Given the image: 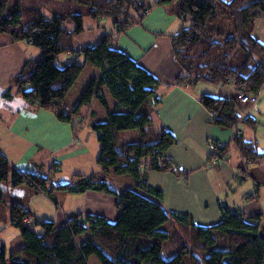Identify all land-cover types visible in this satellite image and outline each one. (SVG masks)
I'll return each instance as SVG.
<instances>
[{
  "label": "trees",
  "instance_id": "trees-1",
  "mask_svg": "<svg viewBox=\"0 0 264 264\" xmlns=\"http://www.w3.org/2000/svg\"><path fill=\"white\" fill-rule=\"evenodd\" d=\"M57 1L63 2L64 9L46 16L41 8L53 0H38L37 6L28 9L21 0H0V35L5 34L12 41L25 40L40 50L38 57L27 61L22 71L12 77L11 87L30 108L49 110L56 121L72 127L82 120L80 108L89 105L92 98L103 105L105 120L90 126L99 143L95 163L100 172L74 175L70 182L55 188L70 194L97 191L115 197L117 220L111 224L97 215L76 213L62 223H35L42 229L38 235L31 224L23 223L29 215L23 203L11 202L8 222L19 231L23 246L7 259L0 242V264H87L91 256L99 264H264L259 217L247 219L242 213L222 209L219 223L208 228L195 227L186 214L167 213L160 205L161 192L146 184L150 171H173L163 156L175 138L169 131L151 128L150 112L158 103L155 92L159 83L126 52L118 50L114 38L140 23L154 5L166 6L186 23L169 37L174 59L184 72L177 82L230 84L238 94L257 96L264 84V45L253 38L251 31L254 21L264 18V0ZM84 17L107 19L115 32L102 35L93 45L71 51L73 37L83 30ZM66 22L74 25L72 30L65 26ZM69 51L73 59L58 65V56ZM79 57L97 74L69 114H65V96L84 67L76 62ZM104 90L114 99L113 111L106 105ZM2 98L11 99L10 88ZM198 103L212 116L214 125L224 128L240 120L237 97L222 99L202 94ZM244 123L254 126L248 117ZM126 130L136 131L137 137L121 141L120 133ZM233 141L247 164L264 163V152H259L254 142L244 141L238 133ZM211 148L214 157L227 160L224 146L215 142ZM108 175H128L134 186L116 189L107 180ZM8 178L12 187L29 184L56 202L53 189L46 185L47 177L11 167L0 153V200L1 187ZM170 218L185 224L191 232L183 235L162 230L160 226Z\"/></svg>",
  "mask_w": 264,
  "mask_h": 264
},
{
  "label": "crops",
  "instance_id": "crops-1",
  "mask_svg": "<svg viewBox=\"0 0 264 264\" xmlns=\"http://www.w3.org/2000/svg\"><path fill=\"white\" fill-rule=\"evenodd\" d=\"M100 25L107 33H100L98 40L104 34L115 32L111 22L104 24L105 26L99 22L97 27ZM185 25L172 9L154 5L140 23L114 35L116 48L126 52L159 83L155 92L158 103L150 112L151 128L155 131H169L175 138L174 144L163 156V160L173 171H150L146 175V184L161 192L160 205L167 213L186 214L188 222L195 227L208 228L219 223L224 209L227 212L242 213L247 219L259 217V235L264 239V163L247 164L233 141L238 133L244 141L254 142L259 152H264V84L259 89L255 106L237 101L239 106L236 113L240 120L236 124L224 128L214 125L212 116L198 103L203 93L210 92L205 89L199 91H203L202 93H195L193 89L199 83L186 85L177 82L184 76V72L174 59L169 37ZM73 27L74 25L68 29L72 30ZM251 35L264 45V18L254 21ZM76 39L75 36L72 39L71 51L89 45H83ZM31 47L34 46L30 42L12 41L11 38L0 43V153L8 159L11 167L20 171L36 174L54 168L55 172H59L66 163L69 166L68 176H72L70 181L74 175L98 174L100 168L95 160L99 154V143L96 132L90 128L92 122H99L95 119V110H91L89 116L86 114L85 118L78 121L79 124L72 127L56 121L49 110L30 108L21 97V102H13L12 77L22 71L27 61L33 60L30 55L38 56L35 52L31 53ZM66 55L73 59L70 51ZM94 70L97 74V70ZM225 85L232 89L227 91L228 96L224 98L236 99L237 91L230 84ZM8 88L11 90V99L4 100L2 94ZM90 105L91 102L88 106ZM247 117L254 122V126L244 123ZM127 131L120 133L123 142L137 137L134 130ZM230 137L238 154L234 158H240H236L234 163L227 162L228 144L223 145L227 160L214 157L211 148L215 142L228 143ZM239 172L246 175L247 179L239 180L236 177ZM41 175L43 176L42 173ZM111 176L108 175L107 180L116 188ZM7 183H10V179ZM46 185H49V181ZM133 186L131 180L124 189ZM70 195L61 196L70 202L64 206L66 214L63 219L76 213H87L103 217L111 224L117 220L115 197L97 191ZM251 195L255 197L250 198ZM53 197L56 202L51 201L58 205V199L54 195ZM23 206L28 211L24 203ZM62 220L58 223H62ZM26 222L31 224L28 220ZM160 228L170 234L174 231L183 235L191 232L188 226L171 218ZM170 253L171 250L168 255ZM89 260L90 257L87 264H90Z\"/></svg>",
  "mask_w": 264,
  "mask_h": 264
},
{
  "label": "rangeland",
  "instance_id": "rangeland-1",
  "mask_svg": "<svg viewBox=\"0 0 264 264\" xmlns=\"http://www.w3.org/2000/svg\"><path fill=\"white\" fill-rule=\"evenodd\" d=\"M21 5L25 8H31L38 5V0H21ZM79 8H83L78 6ZM64 9V4L61 1L53 0V2L47 6L42 7L41 12L45 14L46 16H50V12L53 10L59 11ZM85 9V8H84ZM82 32L75 36L77 39V42L83 43V45H93L97 43L98 36L100 33H107L104 27L101 25L99 28L97 27L99 22H102V25L104 24H110V21L107 19H98V20H92L90 18H83L82 19ZM186 24V23H185ZM188 25V24H187ZM65 26L67 28H71L73 25L69 22L65 23ZM9 39V36L2 34L0 36V43L4 40ZM31 53L35 52L36 55L39 56L40 50L38 48L31 47L30 48ZM30 54V53H29ZM30 55V58H36L38 56ZM71 60V58H68L67 55L62 54L59 55L56 63L58 65L67 63ZM77 63L82 64L83 70L79 74V78L76 80L72 88L68 91V94L65 96V99L63 101V111L65 114H69V111L72 110V108L76 105V103L79 100V96L81 92L87 87L90 80L95 76V70L91 65H87L83 63V59L80 57L76 61ZM204 87V89H202ZM210 93H203L204 95H208L211 97L216 98H224V96H228L227 91L231 90L232 88L228 85L224 86H217V85H210L205 82H199L198 87L194 88L193 91L195 93H202L199 92L200 90H205ZM13 95V102L18 103L21 102L20 95L17 94L14 90L12 91ZM103 97L106 100L107 107L113 111V105H114V99H112L111 96L107 94V92L103 91ZM12 98V99H13ZM16 100V101H15ZM12 102V103H13ZM238 106H236V109H238ZM91 110H95V119L96 121L103 122L105 120L106 116V110L101 106L99 100L96 98H92L91 105L81 107V118H85V115H90ZM127 131V130H126ZM132 132V131H127ZM136 133V131H133ZM228 143H220V145H227L229 147V158L227 162H233L236 160V158L239 160L240 158L236 157L237 150L234 147L233 143L231 142V137L227 141ZM68 169L69 166L63 164V167L60 168L59 172H55V169L52 168L50 170H43L41 173L44 177L49 178V185L48 188H52V194L58 199V205L54 204L51 200H48L43 194L38 193L36 189H34L33 186H30L29 184L22 183L20 185H17L16 187H12L10 183H5L1 187V200H0V242L4 246V253L5 257L9 259V254L14 250H19L23 245L21 235L19 234V231L14 228L11 224H9V212L8 207L9 204L13 201H21L27 206L28 211H30L29 215L27 216V219L31 225L32 229L35 233L38 235H41V227L36 225V222H61V220L64 218V215L66 214V210H64V206L70 203L68 200L62 198L61 196H71L68 193L65 192H59V190L55 187L61 186V184L67 183L70 181L72 176H68ZM236 177L239 180H245L247 179L246 175H243L242 172H239V174L236 175ZM111 181L114 185H116V188L124 189L128 186V183L131 181V178L127 175L124 176H111ZM59 193V196H58ZM61 197V198H60ZM171 254V253H170ZM169 256V255H168ZM18 257L23 258L21 255ZM17 258V257H16ZM18 259V258H17ZM90 264H97V261L95 257L91 256L89 260Z\"/></svg>",
  "mask_w": 264,
  "mask_h": 264
},
{
  "label": "built area",
  "instance_id": "built-area-1",
  "mask_svg": "<svg viewBox=\"0 0 264 264\" xmlns=\"http://www.w3.org/2000/svg\"><path fill=\"white\" fill-rule=\"evenodd\" d=\"M237 101L242 103V104H250L252 107L255 106L257 104V96H251L249 94H244V93H239L237 95ZM220 145V144H219ZM26 225H29V223L26 222V220H24V222Z\"/></svg>",
  "mask_w": 264,
  "mask_h": 264
}]
</instances>
